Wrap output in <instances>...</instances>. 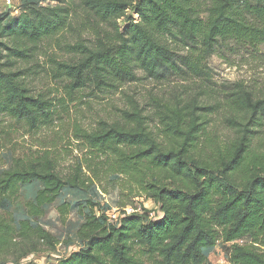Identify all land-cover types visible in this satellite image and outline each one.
<instances>
[{"label":"trees","instance_id":"trees-1","mask_svg":"<svg viewBox=\"0 0 264 264\" xmlns=\"http://www.w3.org/2000/svg\"><path fill=\"white\" fill-rule=\"evenodd\" d=\"M65 1L0 18V108L34 126L51 120V104L29 95L24 72L12 68L69 26L70 4H80L101 23L124 18L125 24L93 46L67 45L78 58L56 63L55 72L69 94L88 85L117 89L136 80L134 69L156 81L183 80L198 76L199 64L225 40L264 42V0ZM180 49L188 52L180 55ZM226 96L223 123L234 132L226 141L212 139L208 128L215 107L198 105L196 96L182 104L177 98L157 103L149 113L131 101L117 118L79 133L81 155L68 170L47 157L4 170L0 207L9 213L19 190L32 181L42 187L26 202L31 217L42 216L43 206L66 186L97 184L106 193L102 184L111 183L119 188L117 220L89 203L77 231L83 247L53 264H206L218 242L230 244L231 264H264V150L254 147L264 141V95L235 83ZM138 197L151 199L157 212L127 213L124 208ZM67 208L58 206L60 216ZM243 237L249 242L235 243ZM58 244L28 219L17 228L12 217L0 216L2 261L53 252Z\"/></svg>","mask_w":264,"mask_h":264},{"label":"rangeland","instance_id":"rangeland-1","mask_svg":"<svg viewBox=\"0 0 264 264\" xmlns=\"http://www.w3.org/2000/svg\"><path fill=\"white\" fill-rule=\"evenodd\" d=\"M9 1L0 0V18L5 21L17 15L21 8L54 6L62 0ZM70 7L69 26L58 35L43 40L37 48L31 50L33 55L28 61L18 62L12 68L24 72L21 78L29 95L51 104V120L34 126L0 108V175L12 166L28 165L44 157L57 159L60 170H68L81 155L80 148L83 145L79 133L93 130L98 121L110 122L117 118L121 109L130 107L131 101L149 113L157 103L169 105L177 98L182 104L196 96L198 105L215 107L208 130L212 139L223 142L234 135L232 129L223 123V117L228 113L225 99L230 88L239 83L256 95H264V42L251 46L234 40H225L216 45L213 53L199 64L198 76L187 75L183 80L173 76L164 81H156L142 70L134 69L136 80L127 81L117 89L100 90L94 85H88L69 94L65 80L55 72L56 63L78 58L77 54L69 52L67 45L82 42L93 46L104 35L113 38L116 25L122 31L125 24L124 18L101 23L87 14L78 3L70 4ZM127 13L137 18L133 11L128 10ZM186 51L180 49L178 53L186 55ZM263 143L255 141L254 147L260 152L264 150ZM110 185L106 182L102 184L108 188L106 193L97 184L87 189L66 186L53 203L43 206L42 216L31 217L27 213L26 202L33 200L42 187L39 181H32L19 190L9 213L0 207V216L6 219L12 217L17 228L21 220L28 219L32 225H40L55 236L59 240L55 251L34 253L43 262L53 264L83 247L77 231L89 212V203L99 205L109 217H118L122 212L117 204L119 188H111ZM63 203L68 208L60 216L58 206ZM125 208L131 213L143 209L151 215L158 210L151 199L143 197L135 198L132 205ZM248 242V237L235 240L239 244ZM229 247L230 244L222 246L218 242L213 250H209L206 264H228L223 253ZM6 259H0V264H23L22 259Z\"/></svg>","mask_w":264,"mask_h":264},{"label":"built area","instance_id":"built-area-1","mask_svg":"<svg viewBox=\"0 0 264 264\" xmlns=\"http://www.w3.org/2000/svg\"><path fill=\"white\" fill-rule=\"evenodd\" d=\"M7 2L9 3L10 1L7 0ZM124 210L127 213H131L127 208H124ZM109 218L112 220H117V217H115L114 215H113V217H109ZM223 254H225L226 263L231 264L230 260H229V253L225 251ZM22 260H23V262H22L23 264H52V263L43 262L42 258L36 256L34 253L29 254L28 256L23 258Z\"/></svg>","mask_w":264,"mask_h":264}]
</instances>
